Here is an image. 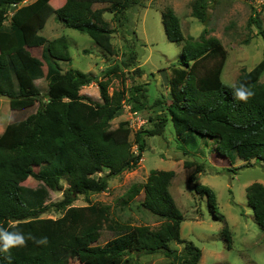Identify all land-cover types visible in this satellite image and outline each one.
Instances as JSON below:
<instances>
[{
    "label": "trees",
    "instance_id": "obj_1",
    "mask_svg": "<svg viewBox=\"0 0 264 264\" xmlns=\"http://www.w3.org/2000/svg\"><path fill=\"white\" fill-rule=\"evenodd\" d=\"M21 1L0 0V95L7 96L13 110L35 103L38 106L25 117L8 121L0 132V226L26 236L31 233L37 239L46 236L49 243L42 246L29 240L26 246L12 248L10 259L8 253L0 251V264H70L73 253L78 264H129L131 257L124 256L132 251H162L177 258L178 264H197L200 248L179 234L182 214L168 188L174 176L172 169H151L143 183H133L128 189V197L141 189L140 204L163 218L156 227L112 221L105 205L70 202L74 192L105 190L109 177L134 167L145 148V138L162 134L169 121L175 135L188 142H194V135L213 138L215 157L223 155L231 163L234 152L245 161L242 165L251 164V159L264 162V81L259 79L264 57L249 70L243 69L232 84H226L221 71L227 51L220 39L208 32V0H193L191 14L204 23L196 37L182 33L172 7L161 11L166 37L181 42L180 56L167 77V92L151 101L148 83H132L109 92V78L120 67H139L134 49L109 63L101 77L72 66L62 69L60 61L70 59L66 37L49 39L40 33L45 24L40 12L48 0H31L8 14L10 7ZM138 2L63 0L54 12L65 25L86 32L105 53L114 55L113 30L103 13L109 11L120 18L119 13ZM94 3L104 5L94 7ZM251 23L264 38V26L255 9L248 19ZM37 46L40 55L30 50ZM40 78L44 79L43 86L37 81ZM91 82L97 84L100 99L80 91ZM241 84L255 92L247 103L234 99V87ZM124 101L132 109L148 105L160 108L149 115L148 125L133 131L136 152L131 148L128 121L120 119L111 125V119L124 109ZM32 162H37L36 170L28 168ZM194 165L188 181L195 192L206 196L215 214V192L196 182L195 173L203 165ZM28 175L41 182L34 187L22 184ZM64 175L69 185L54 204L63 212L57 217L40 216L48 207L47 187H59ZM245 191L253 216L264 231V185L253 181ZM104 226L112 235L100 243ZM220 233L230 247L226 223ZM171 240L182 242L179 252L170 246ZM94 243L98 245L92 247Z\"/></svg>",
    "mask_w": 264,
    "mask_h": 264
},
{
    "label": "rangeland",
    "instance_id": "obj_2",
    "mask_svg": "<svg viewBox=\"0 0 264 264\" xmlns=\"http://www.w3.org/2000/svg\"><path fill=\"white\" fill-rule=\"evenodd\" d=\"M192 1L140 0L119 13L120 18L117 17L118 14L113 15L112 12L105 11L103 16L113 30L112 42L117 52L114 55L105 53L86 32L65 25L55 16L54 9L63 3V0L62 2L48 0L44 4L40 14L44 15L45 24L40 33L49 39L58 35L66 37L70 59L60 61L62 69L72 66L98 77L102 76L109 63L120 60L124 53L134 49L137 55L136 64H139V67H120L109 78L108 91L122 86L128 87L132 83L146 85L148 83L147 96L151 101L162 92L164 94L167 92V77L170 75L173 62L181 53V42L166 37L161 11L172 7L179 19L182 33L196 37L204 23L191 14ZM23 2L27 1L23 0L18 4ZM18 4L12 5L8 14ZM103 5L93 4L94 7ZM254 9L264 26V0L207 2L208 32L216 35L227 51L221 71V79L226 84H232L243 69L249 70L264 57V38L256 33L254 24H248L249 16ZM8 21L9 17L4 20L5 23ZM30 50L33 54L40 55V46L31 47ZM43 69L45 70V64ZM259 79L264 81V70ZM37 81L43 86V78ZM80 91L88 92L87 94H91L93 98L100 99L95 82L82 86ZM37 106L38 103H35L22 110H13L9 107L7 96L0 95V132L8 121L25 117L35 111ZM122 106L124 109L111 119V125L115 126L118 120L130 117L131 123L143 120L139 126L135 123L128 125L131 126V148L136 152L133 131L140 126L148 125L149 115L160 108L148 105L149 108L134 109L136 113L132 114L130 103L124 101ZM173 130V125L169 121L162 134L147 136L141 158L134 167L109 177L105 190L74 192L70 204L105 205L107 216L112 221L156 227L163 218L140 204L143 196L141 189L132 197H128V189L133 183L137 185L143 183L151 169H172L174 176L168 188L182 214L179 234L182 239L191 241L200 248L201 254L197 264H264V231L253 216L245 191L246 186L253 181H259L264 185V162H254L255 159H251V164L242 165L245 161L233 152L230 163L227 156L215 157L213 138L194 135V142H188L189 139L179 138ZM185 161L192 164L186 166ZM194 162L203 165L202 169L195 173L196 182L208 185L215 192L217 201L215 214L206 196L195 192L192 182L188 181V175L195 167ZM37 166V162H32L28 168L36 170ZM40 182V179L28 175L21 183L34 187ZM60 184L57 188L47 187L48 195L45 202L48 207L40 216L57 217L63 212L62 208L54 204L63 198L64 190L69 185L65 175L61 177ZM224 223L230 231V247L226 246L220 233ZM111 235L106 227L103 228L100 243ZM169 244L177 252L181 250L182 242L171 240ZM97 245L98 243H94L92 247ZM124 257H131L129 264H178L177 258L166 256L162 251L152 253L132 251ZM69 263L78 264L75 253L71 254Z\"/></svg>",
    "mask_w": 264,
    "mask_h": 264
},
{
    "label": "clouds",
    "instance_id": "obj_3",
    "mask_svg": "<svg viewBox=\"0 0 264 264\" xmlns=\"http://www.w3.org/2000/svg\"><path fill=\"white\" fill-rule=\"evenodd\" d=\"M233 95L237 101L247 103L255 95V92L251 86L241 84L239 87H234ZM29 240L42 246H46L49 243L46 236L37 239L31 233L26 236L22 231H9L0 226V251L8 253L9 259L12 248L26 246Z\"/></svg>",
    "mask_w": 264,
    "mask_h": 264
},
{
    "label": "built area",
    "instance_id": "obj_4",
    "mask_svg": "<svg viewBox=\"0 0 264 264\" xmlns=\"http://www.w3.org/2000/svg\"><path fill=\"white\" fill-rule=\"evenodd\" d=\"M133 110H134V109H131V108H130V111H132V114H135L136 111H133ZM131 118H132V117H130V119H127V120H128V125L132 122ZM142 122H143V120L140 119L138 123L133 122V123H131V125L135 123L137 126H139ZM135 124H134V125H135ZM130 127H131V126H130Z\"/></svg>",
    "mask_w": 264,
    "mask_h": 264
},
{
    "label": "crops",
    "instance_id": "obj_5",
    "mask_svg": "<svg viewBox=\"0 0 264 264\" xmlns=\"http://www.w3.org/2000/svg\"><path fill=\"white\" fill-rule=\"evenodd\" d=\"M25 1L30 2L31 0H25ZM27 2H23V3H27ZM20 4H22V3H20ZM20 4H18V5H20ZM18 5H17V6H18ZM17 6H16V7H17ZM14 9H15V8H14ZM14 9H13V10H14ZM84 93H88V92H85V91H84ZM90 95H91V94H90ZM92 97H93V96H92Z\"/></svg>",
    "mask_w": 264,
    "mask_h": 264
}]
</instances>
